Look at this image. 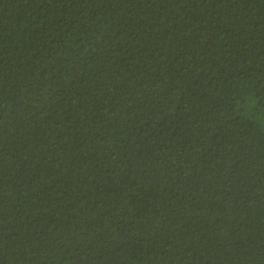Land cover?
Instances as JSON below:
<instances>
[{
  "label": "trees",
  "instance_id": "obj_1",
  "mask_svg": "<svg viewBox=\"0 0 264 264\" xmlns=\"http://www.w3.org/2000/svg\"><path fill=\"white\" fill-rule=\"evenodd\" d=\"M0 264H264V0H0Z\"/></svg>",
  "mask_w": 264,
  "mask_h": 264
}]
</instances>
